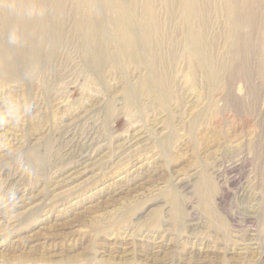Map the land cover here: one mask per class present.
Here are the masks:
<instances>
[{"label":"rangeland","instance_id":"obj_1","mask_svg":"<svg viewBox=\"0 0 264 264\" xmlns=\"http://www.w3.org/2000/svg\"><path fill=\"white\" fill-rule=\"evenodd\" d=\"M91 2L59 0L34 72L0 75V112L8 96L33 105L0 126V264H264V0H237L234 32L225 0H197L192 22L181 0L125 3V62L105 50L119 48V11L102 24ZM32 10L35 28L51 22L50 5ZM155 48L158 92L143 82L159 84Z\"/></svg>","mask_w":264,"mask_h":264},{"label":"bare ground","instance_id":"obj_2","mask_svg":"<svg viewBox=\"0 0 264 264\" xmlns=\"http://www.w3.org/2000/svg\"><path fill=\"white\" fill-rule=\"evenodd\" d=\"M34 1L35 0H21V4L13 11L12 14H3L2 8L4 6V2L3 0H0V26L3 29L13 31V33L9 32V34L14 46V48H2L0 45V75H12L18 72L24 74L26 72L20 71L21 66L23 67V65H26L27 68H29L28 70L31 74L37 67V62L40 59L41 53L44 51L49 52L51 50V46H49V40H51V38L54 36V31L56 32V28L59 29L63 9L59 4H57L59 0H39L37 2ZM81 1L87 3L91 2V0ZM136 1L137 0H124L123 3L122 0H97V4L94 3V8L96 10L94 9L93 12H95L96 19L98 17V14H100L98 20L102 22V24L106 23L104 15L106 12L113 10L119 11L116 22L117 34L115 36V40L117 41L119 48L105 49L112 52L114 61L125 62L129 58H135L132 57L136 52L135 48L126 47L133 43V33L135 29L134 25L136 17L133 10H128L124 6V4H129L130 8L131 6H133V4L136 3ZM236 2L237 0H225V10L229 16L230 22L232 23V32L235 31L237 24V13L235 9ZM36 3H38V5L41 4L45 8L50 5L51 8V22L46 25L45 23H43V25L41 26L38 25L37 28L34 27L32 23L33 20H31V18L35 16L32 9H34ZM181 3L184 8H188L189 11L187 12V15L190 17L191 22L197 17L201 16L202 13H204L198 7L197 0H181ZM91 17H88V19L90 18V21ZM88 19L86 20V22H89ZM83 23L85 24V22ZM157 29L158 24L153 25L151 23H147L145 25V28H142V32L144 31L145 34L151 35ZM198 41L199 35L193 33L190 37V46L192 47V49H197L195 47L197 46ZM45 43L48 48L44 47ZM141 49L142 48H138V53H140ZM85 50L90 56H95V52H97L98 54L100 48H85ZM146 61H148L149 64L153 67V70L151 68V73L153 71L154 76L159 84L153 86L149 84V82L143 81L144 87L148 90L154 88L156 91L157 89H170L168 84L162 81L163 75L157 71V67L159 66L157 48H155L152 53L147 54ZM206 63L209 66H212V62L209 58L206 59ZM29 73L27 74L29 75ZM19 76L23 75L20 74ZM209 78L212 80H216V72L212 70L211 73H209Z\"/></svg>","mask_w":264,"mask_h":264},{"label":"clouds","instance_id":"obj_3","mask_svg":"<svg viewBox=\"0 0 264 264\" xmlns=\"http://www.w3.org/2000/svg\"><path fill=\"white\" fill-rule=\"evenodd\" d=\"M33 114V105L30 102L21 103L13 96H8L3 102V111L0 112V126L8 124L21 123L25 118L31 117ZM20 167V170L26 175H35V170L32 167H25L23 163V152L17 150L10 154ZM14 198V194H13Z\"/></svg>","mask_w":264,"mask_h":264}]
</instances>
